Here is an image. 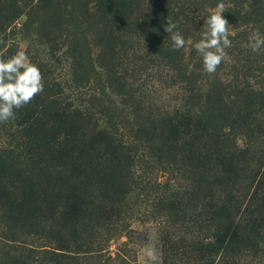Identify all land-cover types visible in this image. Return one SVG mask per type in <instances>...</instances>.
<instances>
[{"label":"trees","instance_id":"1","mask_svg":"<svg viewBox=\"0 0 264 264\" xmlns=\"http://www.w3.org/2000/svg\"><path fill=\"white\" fill-rule=\"evenodd\" d=\"M21 13L20 0H0V43ZM169 73L184 85L178 105L130 104V137L61 100L55 83L19 109L0 134V237H39L40 262L55 264L98 255L135 215L156 213L169 243L163 263L169 254L173 264H264V83L245 73ZM138 155L159 168L138 173ZM108 256L135 264L124 249Z\"/></svg>","mask_w":264,"mask_h":264},{"label":"rangeland","instance_id":"2","mask_svg":"<svg viewBox=\"0 0 264 264\" xmlns=\"http://www.w3.org/2000/svg\"><path fill=\"white\" fill-rule=\"evenodd\" d=\"M218 2L221 0H20L22 13L10 25L7 41L0 43V58L6 60L23 50L40 68L44 87L55 83V88L63 90L61 100L88 106L102 126L111 125L130 137L136 118L130 114V104L146 112L172 109L183 96L179 87L184 85L175 77L169 79V71H202L197 68L202 67V57L192 45L200 40L210 10ZM222 2L229 31L236 35L229 37L233 46L226 49L227 57L215 73H245L263 84L264 48L253 52L248 43L254 29L264 35V0ZM167 19L176 23L174 31L192 43L173 50L171 34L164 31ZM8 131V123L0 124L3 137ZM147 161L138 155V173L159 168ZM153 173L160 180L169 178L161 171ZM155 215H135L129 220L130 230L110 241L98 255L84 254L55 264H118L108 256H114L118 248L135 264H173L169 254L163 263V245L169 249V243ZM41 243L36 236L25 237L22 243L0 237V264H45L40 262ZM149 253L157 259L152 260Z\"/></svg>","mask_w":264,"mask_h":264},{"label":"clouds","instance_id":"3","mask_svg":"<svg viewBox=\"0 0 264 264\" xmlns=\"http://www.w3.org/2000/svg\"><path fill=\"white\" fill-rule=\"evenodd\" d=\"M225 3L218 2L216 8L210 10L205 21L206 27L199 41L192 46L202 57V71L211 75L227 57L226 49L231 48L230 36L235 31H229V22L225 19ZM177 29L176 23L167 19L164 31L171 34L173 50H180L191 44ZM248 47L253 52L264 48V35L258 28L249 36ZM44 91V77L40 68L32 63L26 53L21 50L8 59L0 58V124H6L16 118V112L32 102ZM152 260L157 257L149 253Z\"/></svg>","mask_w":264,"mask_h":264}]
</instances>
